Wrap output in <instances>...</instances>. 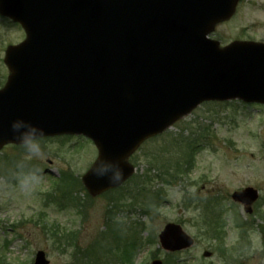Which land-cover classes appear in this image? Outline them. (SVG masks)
Returning <instances> with one entry per match:
<instances>
[{
	"label": "water",
	"instance_id": "95a60500",
	"mask_svg": "<svg viewBox=\"0 0 264 264\" xmlns=\"http://www.w3.org/2000/svg\"><path fill=\"white\" fill-rule=\"evenodd\" d=\"M236 5L237 0H0V13L27 34L6 52L11 75L0 91V149L15 143L10 124L18 117L42 127L45 137L85 135L97 145L99 159L120 161L124 170V180L113 185L91 169L83 180L97 196L133 174L126 161L144 141L202 102L264 104V45L220 49L207 39ZM233 199L251 205L258 193L249 188ZM160 240L171 252L194 243L176 225H168ZM35 264H49L45 253L37 254Z\"/></svg>",
	"mask_w": 264,
	"mask_h": 264
},
{
	"label": "rangeland",
	"instance_id": "374dc122",
	"mask_svg": "<svg viewBox=\"0 0 264 264\" xmlns=\"http://www.w3.org/2000/svg\"><path fill=\"white\" fill-rule=\"evenodd\" d=\"M211 37L222 46L235 40L264 43V0H241L233 19ZM23 40L19 26L0 18V79L7 73V46ZM43 144L46 155L36 162L42 179L27 193L15 182L4 183L22 149L0 153V264H34L39 251L50 264H150L155 257L164 264L175 259L177 264H264V107L201 105L146 141L128 159L135 174L98 198L79 190L60 204V193H47L63 173L83 176L97 157L95 146L79 138ZM248 187L260 194L251 216L231 200ZM239 219L247 240L241 239ZM168 223L180 224L194 246L174 255L163 251L158 236ZM222 242L234 257L223 256Z\"/></svg>",
	"mask_w": 264,
	"mask_h": 264
},
{
	"label": "clouds",
	"instance_id": "9594fccd",
	"mask_svg": "<svg viewBox=\"0 0 264 264\" xmlns=\"http://www.w3.org/2000/svg\"><path fill=\"white\" fill-rule=\"evenodd\" d=\"M13 142L22 149L21 157L12 164V174L4 178L5 186L11 182L22 192H31L42 179V170L36 163L44 159L46 152L43 144L46 132L42 127L23 118H16L10 124ZM92 173L99 179L106 178L110 184L118 185L124 180V170L117 160L98 159Z\"/></svg>",
	"mask_w": 264,
	"mask_h": 264
},
{
	"label": "trees",
	"instance_id": "16d2710c",
	"mask_svg": "<svg viewBox=\"0 0 264 264\" xmlns=\"http://www.w3.org/2000/svg\"><path fill=\"white\" fill-rule=\"evenodd\" d=\"M60 193H69L68 191H66V190H62V191H60ZM112 213V215H114V213L113 212H111ZM147 213V212H146ZM129 260H131L132 258L130 257V258H128Z\"/></svg>",
	"mask_w": 264,
	"mask_h": 264
}]
</instances>
